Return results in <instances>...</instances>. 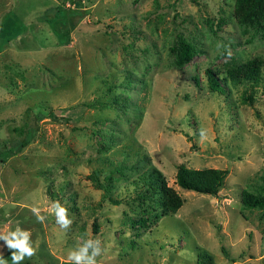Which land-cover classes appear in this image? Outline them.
<instances>
[{
  "label": "rangeland",
  "instance_id": "obj_1",
  "mask_svg": "<svg viewBox=\"0 0 264 264\" xmlns=\"http://www.w3.org/2000/svg\"><path fill=\"white\" fill-rule=\"evenodd\" d=\"M182 38L199 52L178 66ZM250 60L259 79H222ZM181 164L229 174L199 193L175 182ZM245 189L264 194V0H0V233H31L21 264H71L78 238L101 240L97 264H264Z\"/></svg>",
  "mask_w": 264,
  "mask_h": 264
},
{
  "label": "trees",
  "instance_id": "obj_2",
  "mask_svg": "<svg viewBox=\"0 0 264 264\" xmlns=\"http://www.w3.org/2000/svg\"><path fill=\"white\" fill-rule=\"evenodd\" d=\"M198 49L188 40L182 38L178 44L176 64L183 66L191 62L198 54ZM208 82L210 87L215 91H225L222 81L227 79L233 83H240L243 80H257L260 78V62L258 60H250L242 65H238L228 70V73L222 78H218L217 74L207 69ZM22 147L25 144H21ZM20 147L15 151H19ZM229 174L228 169L221 168H191L184 164L178 167L176 173V183L186 190H192L199 193L217 195L223 187L225 180ZM148 181L152 186L162 190L163 199L161 205L164 214H175L183 206L184 199L172 186H169L164 176L159 170H155L149 174ZM242 201L246 207L259 208L264 210V194L253 193L247 189L242 192ZM207 257L206 254L201 255V259ZM208 259L212 260L211 257ZM200 260V257H199Z\"/></svg>",
  "mask_w": 264,
  "mask_h": 264
},
{
  "label": "clouds",
  "instance_id": "obj_3",
  "mask_svg": "<svg viewBox=\"0 0 264 264\" xmlns=\"http://www.w3.org/2000/svg\"><path fill=\"white\" fill-rule=\"evenodd\" d=\"M201 140L206 139V130H199ZM32 213L36 216L37 221L43 223L45 217L40 215V209L33 207ZM51 211L55 216L56 223L64 230L71 227L72 220L68 216V210L56 201L51 206ZM31 233L17 227L15 231L6 234L0 233V240H3L8 249L14 250L11 255L12 264H21L25 257L31 258L35 254L34 248L30 244ZM104 249L101 246L99 238L77 239L76 247L68 254L71 264H97V257L101 256ZM0 264H7V261L0 255Z\"/></svg>",
  "mask_w": 264,
  "mask_h": 264
}]
</instances>
